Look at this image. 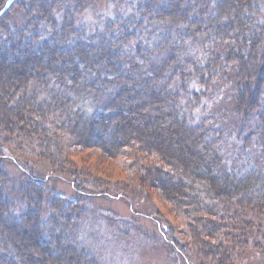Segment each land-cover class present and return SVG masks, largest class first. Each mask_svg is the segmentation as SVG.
<instances>
[{"label":"trees","instance_id":"trees-1","mask_svg":"<svg viewBox=\"0 0 264 264\" xmlns=\"http://www.w3.org/2000/svg\"><path fill=\"white\" fill-rule=\"evenodd\" d=\"M55 1L31 8L35 26L0 38V264H102L71 232L84 186L74 200L46 202L44 184L28 178L32 196L19 212L5 197L3 160L13 138L59 169L74 147L125 157L133 176L185 219L202 255L218 249V262L264 236L260 0H135L122 19L92 30L72 14L83 13L84 0L63 14L51 9ZM225 58L241 72L236 120L254 126L234 157L210 110Z\"/></svg>","mask_w":264,"mask_h":264},{"label":"rangeland","instance_id":"rangeland-1","mask_svg":"<svg viewBox=\"0 0 264 264\" xmlns=\"http://www.w3.org/2000/svg\"><path fill=\"white\" fill-rule=\"evenodd\" d=\"M7 1L0 0V10ZM134 1L84 0L81 1L86 8L83 13L78 11L82 14L76 15L73 11L72 14L76 24L87 25L92 30V25L102 26L108 18L122 19L131 11ZM72 2L56 0L51 9L62 8L63 14L64 7L70 9L67 5ZM260 2L264 12V0ZM31 8L38 10L40 0H12L0 15V38L9 31L35 26L38 19L31 15ZM222 65L214 79L217 90L210 110L215 115V123L225 132L224 146L228 154L234 157L243 140L241 135H249L254 126L249 122L243 128L236 120L233 98L242 82L238 62L225 58ZM23 143L13 138L9 141L11 148L5 146V176L1 180L5 197L13 201L19 212L28 206L26 196L31 195L27 190L28 178L44 184L46 202L52 195L74 200L77 184L84 186L85 191L79 192L84 193L86 201L72 214L71 232L102 264H264V236H257L259 242L256 238L247 242L242 251L229 249L224 261L218 262L219 258H215L218 249L209 250L214 251L213 257L202 255L193 236L183 230L185 219L157 188L133 176L124 163L125 157L112 158L94 147H74L70 149L71 161L59 169L37 149L32 151ZM251 143L250 155L256 152L257 138Z\"/></svg>","mask_w":264,"mask_h":264},{"label":"water","instance_id":"water-1","mask_svg":"<svg viewBox=\"0 0 264 264\" xmlns=\"http://www.w3.org/2000/svg\"><path fill=\"white\" fill-rule=\"evenodd\" d=\"M12 0H8L4 7L0 10V14H2L11 4Z\"/></svg>","mask_w":264,"mask_h":264}]
</instances>
